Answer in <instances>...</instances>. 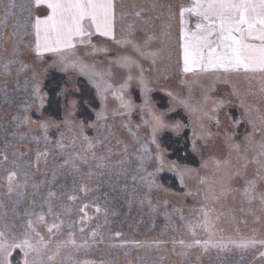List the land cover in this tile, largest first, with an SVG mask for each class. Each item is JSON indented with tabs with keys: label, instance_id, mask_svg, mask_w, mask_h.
Segmentation results:
<instances>
[{
	"label": "rangeland",
	"instance_id": "obj_1",
	"mask_svg": "<svg viewBox=\"0 0 264 264\" xmlns=\"http://www.w3.org/2000/svg\"><path fill=\"white\" fill-rule=\"evenodd\" d=\"M114 4V39L92 34L49 54L34 26L47 6L0 0V240L75 241L53 260L12 247L0 264H264V73L183 71L185 32L201 21L180 13L193 0ZM55 74L67 78L61 121L43 116ZM81 98L94 122L78 118ZM154 116L165 125L155 135ZM185 130L198 168L159 145ZM165 173L182 193L161 184Z\"/></svg>",
	"mask_w": 264,
	"mask_h": 264
},
{
	"label": "snow or ice",
	"instance_id": "obj_2",
	"mask_svg": "<svg viewBox=\"0 0 264 264\" xmlns=\"http://www.w3.org/2000/svg\"><path fill=\"white\" fill-rule=\"evenodd\" d=\"M36 4H45L50 10L48 16L43 19L37 17L35 21L38 52L41 48L50 52L73 48L75 47L73 41L76 38H80V43L90 42L84 38L91 37L92 25L101 35L115 38L114 0H36ZM185 13L195 14L201 22L196 24V32L191 34L185 32L184 72L199 67L203 71L223 69L228 72L243 69L245 72L264 73V0H193L191 7L182 9L180 13L182 18ZM86 21L88 23H85ZM125 106L131 107L127 102ZM144 107L148 108L147 100ZM153 121L155 135L156 130L165 125L160 116H154ZM14 175L13 173L8 177L10 182ZM52 227L48 229L49 232L52 231ZM3 235L0 232V237ZM92 235L95 236L96 233L93 232ZM67 244L75 245V241L71 239L60 241L55 250L50 249L48 242L37 233L36 236L25 238L19 245L5 246L0 240V255L6 260L7 253L12 247H25L35 252L37 256L51 253L48 259L53 260L59 255V248ZM238 246L243 248L247 247V244L242 243Z\"/></svg>",
	"mask_w": 264,
	"mask_h": 264
},
{
	"label": "trees",
	"instance_id": "obj_3",
	"mask_svg": "<svg viewBox=\"0 0 264 264\" xmlns=\"http://www.w3.org/2000/svg\"><path fill=\"white\" fill-rule=\"evenodd\" d=\"M79 83L82 87L87 86L86 82L80 80ZM67 86V78L62 74H55L52 79L47 81L44 85V92L47 95V103L43 109V116L48 119L55 121H61L63 119V101L61 99V93L63 89ZM91 97V95H86ZM155 101L158 102L159 109H165L166 107V97L160 95H154ZM79 113L78 118L83 122H94L95 114L91 111L90 107L84 102V99L78 103ZM227 118L230 121V125L233 126L239 119L238 110L230 105L227 109ZM175 114V113H174ZM180 116V114H175V117ZM159 145L163 150L166 151L169 160L174 161L182 166L198 168L200 163V157L194 154L191 150L190 143V133L184 131L180 134H175L171 132H165L159 137ZM161 184L175 193H182L183 189L178 181V179L170 174H162L160 176ZM20 252L17 251L12 260L15 262L19 256Z\"/></svg>",
	"mask_w": 264,
	"mask_h": 264
},
{
	"label": "crops",
	"instance_id": "obj_4",
	"mask_svg": "<svg viewBox=\"0 0 264 264\" xmlns=\"http://www.w3.org/2000/svg\"><path fill=\"white\" fill-rule=\"evenodd\" d=\"M173 1H174L175 3H177V2L183 3L185 0H173ZM191 6H192V5H191ZM191 6H190V7H191ZM49 14H50V10H49ZM85 23H88V22L86 21ZM90 30L92 31V34L100 35V33L96 32V30H95V26H94V25L91 26V29H90ZM42 36H43V32H41V37H42ZM85 38H86V37H85ZM85 38H84V39H85ZM79 39H80V38H76V39L73 41V43H77V44H79V43H80V42H79ZM77 44H76V45H77ZM50 53H53V52H50V51H49V54H50Z\"/></svg>",
	"mask_w": 264,
	"mask_h": 264
}]
</instances>
